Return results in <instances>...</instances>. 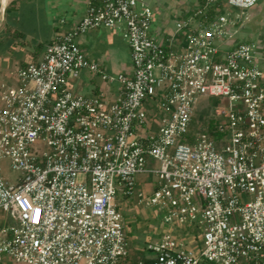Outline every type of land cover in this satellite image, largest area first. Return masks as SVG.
<instances>
[{"label":"built area","instance_id":"2783aa9c","mask_svg":"<svg viewBox=\"0 0 264 264\" xmlns=\"http://www.w3.org/2000/svg\"><path fill=\"white\" fill-rule=\"evenodd\" d=\"M259 1L205 0L166 33L147 0H90L0 83V263L264 264V67L236 36ZM94 29L121 35L131 73L84 52ZM83 71L93 95L77 91ZM211 97L221 107L198 112ZM143 173L157 184L141 202L172 228L133 259L118 198Z\"/></svg>","mask_w":264,"mask_h":264},{"label":"crops","instance_id":"0c3cea01","mask_svg":"<svg viewBox=\"0 0 264 264\" xmlns=\"http://www.w3.org/2000/svg\"><path fill=\"white\" fill-rule=\"evenodd\" d=\"M3 1L0 0V83L8 82L14 85L17 83L14 73L30 63L41 61L47 46L57 35L72 29L82 19L90 0H5V9ZM7 8L10 9L8 12H6ZM154 11L156 27L159 31L166 32L169 12L163 17L161 11L158 9ZM263 11L264 0H260L248 11L247 22H251L258 13ZM106 31L108 30H90L80 38L81 46L87 42L85 47L90 49L89 57L98 63L103 61L102 57L107 56L109 35ZM259 62L264 67V57H261ZM122 72L131 73V64L124 66L119 73ZM81 85L80 81L76 85L80 93H82ZM82 94L93 95L95 89L93 87L89 93ZM120 205L122 206V203ZM124 216L133 259L147 258L150 255L148 245L153 241L146 247L142 246L138 240L140 234H132L127 230L129 221L125 214ZM162 235H159L153 243L157 242Z\"/></svg>","mask_w":264,"mask_h":264},{"label":"rangeland","instance_id":"374dc122","mask_svg":"<svg viewBox=\"0 0 264 264\" xmlns=\"http://www.w3.org/2000/svg\"><path fill=\"white\" fill-rule=\"evenodd\" d=\"M148 4L153 9H158L163 13V17L169 12L168 28L166 32H174L175 22L192 16L194 9L198 6L197 0H147ZM237 38L242 41L254 43L259 50L261 57H264V11L258 13L251 22H245L243 26H237ZM170 30V31H168ZM109 35V45L106 48V57H102V65L109 74L117 75L123 70L124 66L131 64L130 48L124 41L120 34L114 30L106 31ZM87 40V39H86ZM82 46L84 52L89 56L90 49ZM88 52V53H87ZM108 57V58H107ZM92 75L88 71H83L81 74V92L89 93L93 88L91 82ZM103 84V83H102ZM117 86H115L116 88ZM114 88V90H115ZM203 103L196 105L197 111L203 115L213 114L214 109L221 107L223 99L218 97L204 98ZM205 108L202 107L204 105ZM150 167H155L154 161L150 160ZM4 177L16 182L20 173L11 167L8 160L1 163ZM156 167L158 165L156 164ZM157 184V178L154 174L143 173L136 176V187L131 196H120L118 202L122 203L121 209L127 216L129 227H127L132 234L138 235V240L142 246L146 247L150 242H154L159 235L168 232L172 227L163 222L162 212L158 207L146 206L141 202V198L149 197ZM142 194V195H141ZM122 195H125L123 192ZM132 240V239H131ZM190 240L189 238L185 239ZM133 241V240H132ZM152 242V243H153ZM189 242V241H188ZM193 246L197 243H192ZM133 252V251H132ZM0 264H23L20 262H13L10 258H4Z\"/></svg>","mask_w":264,"mask_h":264},{"label":"trees","instance_id":"16d2710c","mask_svg":"<svg viewBox=\"0 0 264 264\" xmlns=\"http://www.w3.org/2000/svg\"><path fill=\"white\" fill-rule=\"evenodd\" d=\"M198 1H199V3L203 4L205 0H198ZM216 7H217L216 5H213V6H212V8H216ZM9 10H10V9L7 8L6 12H8ZM209 125H210V127H213V121L210 122Z\"/></svg>","mask_w":264,"mask_h":264},{"label":"water","instance_id":"95a60500","mask_svg":"<svg viewBox=\"0 0 264 264\" xmlns=\"http://www.w3.org/2000/svg\"><path fill=\"white\" fill-rule=\"evenodd\" d=\"M3 8L5 9V0L3 1Z\"/></svg>","mask_w":264,"mask_h":264}]
</instances>
